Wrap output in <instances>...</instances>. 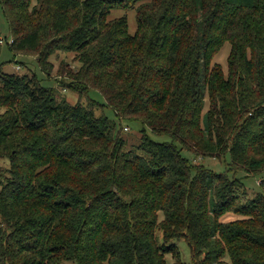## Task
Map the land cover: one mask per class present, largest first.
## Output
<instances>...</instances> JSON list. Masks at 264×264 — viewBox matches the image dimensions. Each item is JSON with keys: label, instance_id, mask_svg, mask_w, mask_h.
<instances>
[{"label": "trees", "instance_id": "trees-1", "mask_svg": "<svg viewBox=\"0 0 264 264\" xmlns=\"http://www.w3.org/2000/svg\"><path fill=\"white\" fill-rule=\"evenodd\" d=\"M0 5L14 55L49 76L50 57L73 52L64 88L96 89L142 125L127 148L94 100L58 101L35 74L0 69V264H166L181 237L192 264H264V0ZM114 9L135 10L133 34L107 19ZM226 43L224 73L212 60ZM183 150L230 162L215 173ZM249 173L260 178L245 199Z\"/></svg>", "mask_w": 264, "mask_h": 264}, {"label": "rangeland", "instance_id": "rangeland-1", "mask_svg": "<svg viewBox=\"0 0 264 264\" xmlns=\"http://www.w3.org/2000/svg\"><path fill=\"white\" fill-rule=\"evenodd\" d=\"M36 0H32L34 3ZM125 16L128 22V31L133 34L136 30V19L134 9H114L110 12L107 19H113L117 17ZM11 40V34L9 31L8 23L2 13L0 5V69L7 73L16 74H35L41 83L45 86L52 87L54 95L58 101L65 100L68 103L74 104L77 102L89 103L88 99H92L97 102V107L94 108L96 115H105L113 123H115L116 130L121 132V136L127 141V148H133L139 142L140 130L142 125L137 121H128L125 119H118L112 110L106 104V100L101 92L96 89H90L88 94L81 97L76 92L65 89L64 82H67L66 77H61V74L57 72L60 64H64L66 69L71 68L77 70L79 67L78 62L75 60V54L73 52H58L50 57V61L53 63V69L49 76H46L37 63L34 56L17 54L14 55L8 48L7 43ZM230 51V46L226 43L220 51L213 57L212 63H218L221 65L224 73L227 71V57ZM65 74V73H64ZM206 107L204 108V111ZM147 135L154 141L163 142L169 141V138L165 135H158L152 133L148 128L145 130ZM182 154L189 160L195 163H199L209 168L215 173L222 172L225 169L226 163L230 162V156L227 154L225 157L220 158L218 156H206L194 154L192 152L182 151ZM8 167V163L4 160L0 161V170ZM239 176H245L244 172H238ZM248 177L243 178L245 199L251 198L256 191H258L257 183L259 182V175L248 174ZM231 213L226 214L222 220H231L239 218ZM157 242L163 243L162 234L160 231L156 233ZM168 243L177 247L179 254L177 257H173L171 254H166V264H192L191 253L188 244L184 237L170 240Z\"/></svg>", "mask_w": 264, "mask_h": 264}]
</instances>
